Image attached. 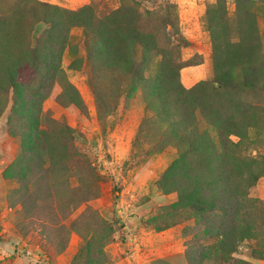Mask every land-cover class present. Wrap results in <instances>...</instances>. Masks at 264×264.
<instances>
[{"label":"trees","instance_id":"obj_1","mask_svg":"<svg viewBox=\"0 0 264 264\" xmlns=\"http://www.w3.org/2000/svg\"><path fill=\"white\" fill-rule=\"evenodd\" d=\"M89 2L69 11L38 0H17L0 11V88L4 96L12 90L9 132L21 140L20 152L4 175L25 184L32 171L46 172L47 165L48 172L60 161L69 162L88 173L81 194L78 189L71 192L72 204L95 197L93 167L73 146L74 131L63 122L42 118L40 108L55 84L62 89L56 99L59 104L81 106L61 68L64 48L74 46L70 30L81 28L92 72L102 69L112 74L111 109L118 96L136 91L142 94L144 115L133 144L147 140L148 154L161 152L166 146L175 149L156 185L164 193H176V201L148 224L160 231L192 219L194 225L184 229L192 235L186 247L188 263L214 260L229 264L237 245L257 239L259 232L255 216L260 207L248 198L247 191L261 173L246 154L247 129L254 122L257 105L246 95L264 89V46L256 15L246 9L251 0H234L235 13L230 18L224 0H217L220 20L225 24L221 37L217 33L212 40V73L191 88H185L179 79V71L194 62H183L179 57V50L189 43L179 32L175 4L165 2L154 10L139 11L134 0H119L117 8L99 12L94 0ZM38 23L46 28L33 47L19 40ZM14 38L19 49L12 54ZM72 50L77 56L75 46ZM80 60L77 57L72 67ZM22 66L32 72L26 82L18 80ZM88 85L93 87L91 81ZM93 93L101 114L104 97L95 89ZM232 136L238 140L233 141ZM53 140L70 146L68 155L59 154L57 148L50 151ZM76 232L84 242L70 264H103L101 249H92L91 239ZM108 238L100 240L105 243Z\"/></svg>","mask_w":264,"mask_h":264},{"label":"rangeland","instance_id":"obj_2","mask_svg":"<svg viewBox=\"0 0 264 264\" xmlns=\"http://www.w3.org/2000/svg\"><path fill=\"white\" fill-rule=\"evenodd\" d=\"M134 1L138 3L139 11L154 10L165 2L176 5L179 32L189 43L179 50V57L183 62H194L179 71L180 82L185 88L211 76L212 40L217 33L221 37L225 24L220 20L221 13L215 5L217 0ZM16 2L0 0V11ZM38 2L69 11L90 3L89 0ZM94 3L99 12L111 11L120 5L119 0H94ZM246 4V9L256 15V26L264 46V0H251ZM224 6L227 17L234 16V0H224ZM207 11L209 15H206ZM45 28L43 23L35 24L26 37L18 36L19 40L33 47ZM70 36L77 56L72 54L74 46L64 48L61 68L81 106L59 104L56 99L62 89L55 84L40 102L41 115L46 120L63 122L74 131L73 146L93 167L96 195L72 204V193L78 189L81 194L82 182L88 180V173L80 172L67 161L64 164L60 161L48 172L47 165L46 172L32 171L25 184L4 175L20 152L21 140L9 132L12 90L4 96L0 88V264H70L84 242L76 230L85 239H91L92 249H101L103 264H189L186 247L192 235L186 234L184 229L194 225L192 219L160 231L148 224L176 201V193H164L156 185L174 158L175 149L166 146L161 152L148 154L147 140L133 144L144 115L142 94L136 91L118 96L111 109L112 74L102 69L92 72L86 62L85 36L81 28L71 29ZM17 41L14 38L11 44L12 54L19 49ZM77 57L81 60L72 67L71 63L77 61ZM31 74L28 67L22 66L18 80L26 82ZM92 88L104 97L101 114ZM246 97L257 105L254 122L247 129L246 154L255 160V170L261 173L247 191L248 198L260 207V213L255 216L259 232L257 239H247L237 245L229 264H240L241 261L264 264V89L250 92ZM13 130L19 132L16 126ZM231 139L238 140L234 136ZM49 148L50 151L57 148L59 154L67 155L71 150L67 144L54 140ZM107 235L109 238L103 243L100 237ZM201 264L216 263L210 260Z\"/></svg>","mask_w":264,"mask_h":264}]
</instances>
